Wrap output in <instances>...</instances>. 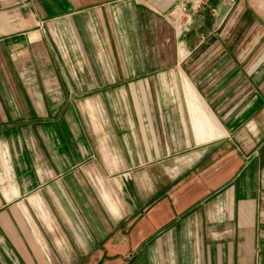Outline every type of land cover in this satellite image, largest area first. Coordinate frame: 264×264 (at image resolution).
<instances>
[{
	"label": "crops",
	"instance_id": "crops-1",
	"mask_svg": "<svg viewBox=\"0 0 264 264\" xmlns=\"http://www.w3.org/2000/svg\"><path fill=\"white\" fill-rule=\"evenodd\" d=\"M0 264H264V0H0Z\"/></svg>",
	"mask_w": 264,
	"mask_h": 264
},
{
	"label": "rangeland",
	"instance_id": "rangeland-1",
	"mask_svg": "<svg viewBox=\"0 0 264 264\" xmlns=\"http://www.w3.org/2000/svg\"><path fill=\"white\" fill-rule=\"evenodd\" d=\"M248 154H251V155L253 154L254 157H256L254 152H251V153H248ZM132 256H133V254H129V255L126 257V259H128V260H129V259H132V258H131Z\"/></svg>",
	"mask_w": 264,
	"mask_h": 264
},
{
	"label": "built area",
	"instance_id": "built-area-1",
	"mask_svg": "<svg viewBox=\"0 0 264 264\" xmlns=\"http://www.w3.org/2000/svg\"><path fill=\"white\" fill-rule=\"evenodd\" d=\"M187 20L189 21V20H190V18L188 17V18H187ZM254 153H255V156H257V155H258V152H257V151H254Z\"/></svg>",
	"mask_w": 264,
	"mask_h": 264
}]
</instances>
